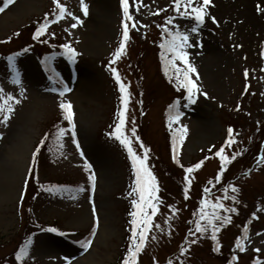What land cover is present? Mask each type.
<instances>
[{
  "label": "rangeland",
  "instance_id": "rangeland-1",
  "mask_svg": "<svg viewBox=\"0 0 264 264\" xmlns=\"http://www.w3.org/2000/svg\"><path fill=\"white\" fill-rule=\"evenodd\" d=\"M84 2L87 15L80 0H60L72 15L49 24L50 34L70 43L77 53L74 60L54 56L52 79L46 77L32 52L16 55V72L0 65V88L19 101L13 104L9 120L0 122V261L21 238L25 212L20 200L32 153L46 129L63 117L61 101L72 103L76 135L73 138L69 128L60 136L56 153L48 161L43 158L39 180L68 186L38 197L36 217L56 223L58 230L40 233L29 258L34 264H115L118 259L126 230L129 183L130 178L134 182L135 174L126 148L107 134L117 123L116 107H123L110 70L114 67L130 92L125 134L132 137L138 154H143L141 142L149 149L147 164L160 186L161 203L138 264H168L169 260L172 264H252L256 259L264 264V164L254 162V157L264 153V2L211 0L205 22L197 25L192 18L178 16L172 0H143L139 12L129 0L138 23L132 28L129 22L125 52L115 61L112 53L123 33L120 0ZM52 6L53 0H13L0 12V41L23 30ZM157 9L163 10L156 14ZM163 17L172 18V24L167 19L164 25L173 32L189 35L185 51L197 70L191 76L200 89L194 103L186 99L185 89L174 91L171 82L176 78L171 69L165 74L160 45L168 36L159 27ZM74 23L77 26L72 28ZM193 27L198 31L193 33ZM20 41L13 38L3 47H16ZM205 45L213 47L209 55L202 53ZM166 55L170 58L172 54ZM17 72L19 83L14 82ZM64 85L71 90L60 96L56 89ZM74 85L84 94L78 95ZM178 99L182 115L169 128V106ZM228 123L236 125L230 146L225 143ZM182 126L187 132L178 148L183 165L179 167L171 161L168 148L173 149V135ZM220 144L224 154L235 159L225 165L217 181L220 159L215 152ZM211 147L214 152L206 153ZM201 160L202 166L190 176L185 198V169ZM90 174L95 175L94 188ZM228 185L238 191L229 188L221 202L236 211L217 209V215L231 217L220 228L217 240L221 248L240 255L239 263L226 262L216 254L211 229L204 234L195 231L201 200L215 202L225 197ZM205 187L210 189L208 196ZM245 227L247 239L241 252L235 242L244 236ZM87 239L91 245L85 250L81 243Z\"/></svg>",
  "mask_w": 264,
  "mask_h": 264
},
{
  "label": "snow or ice",
  "instance_id": "snow-or-ice-1",
  "mask_svg": "<svg viewBox=\"0 0 264 264\" xmlns=\"http://www.w3.org/2000/svg\"><path fill=\"white\" fill-rule=\"evenodd\" d=\"M264 2V0H262ZM13 0H4L3 7H0V12H3L5 8H7ZM54 11L51 13L53 20H49V14L46 13L44 17V22L40 24V26L36 29L34 33V38L39 39L48 29L49 23L56 22L66 15L71 16L72 14L67 11L66 6L60 3V0H53ZM81 10L84 15L88 14V5L84 2V0H80ZM172 4L174 5V10L178 16L181 17H189L195 20L197 25H201L205 22V18L208 15L207 9L211 4V0H172ZM120 5L123 9V33L122 39L120 41L119 46L112 53L113 61L118 60L125 52L126 42L129 40V28L131 22V27L136 28L137 21L135 20L133 14L130 12V3L129 0H120ZM143 5V0H133V6L135 7V11L139 12L140 7ZM163 9H157L158 14ZM264 11V8L261 9ZM77 23H82L79 17H74ZM215 20V18H212ZM168 24H172V18H168ZM77 26L76 23L72 24L71 27L75 28ZM165 33H167L168 39H166L163 43H161L160 47L164 50L161 53L162 58L165 63V74H168L171 69L172 73L176 78L177 88H183L187 92L186 99L190 103L195 102V97L197 93L200 91L199 86L196 81L192 78L191 73H196L195 66L189 62L188 53L185 51V48L189 46V35L186 32L176 31L173 32L167 25H160ZM193 33L198 31L197 27H193L191 29ZM54 35V33H53ZM62 47L65 49V54L68 56L69 60H74L77 53L74 48H72L69 44H64ZM171 53V57H167L166 53ZM16 55L13 54L7 57V61L10 67L13 68V71L16 72L15 63H16ZM177 61H180L181 64H177ZM115 81L118 85L120 92V102L123 107L118 108L117 110V123L115 125L114 130L109 133L110 136L115 137V139L119 140V142L126 148L129 158L132 162L133 172L135 174V180L133 185L132 192L129 195H132L133 192L136 194L137 199L132 200L133 211L129 213L132 217L130 221V232L129 236V244L127 247V251L123 257L122 264H138L139 254L144 250L146 240L148 237V233L150 229L153 227V217L156 215L158 211V204L161 203L160 197L157 195L159 192L158 181L156 176L151 171L147 161L149 159L148 153L149 149L141 142L139 147L143 149V154H138L136 149L133 147V139L129 135L125 134V126H126V112L130 100V92L128 91V85L125 84L120 76V73L116 68H110ZM19 73L17 72V78H14L15 83H19L18 79ZM245 76L248 75V71L245 70ZM53 77H50L52 79ZM60 83L63 84L61 80ZM59 91L60 96H63L66 92L70 91L67 85H64L61 89H56ZM207 95V93H204ZM19 103L15 96L9 94H5L3 88H0V116H3V121L7 122L10 118V114L14 111L13 104ZM60 108L63 112L64 119L68 122L69 128L72 129V136L75 138V124H74V111L71 101H61ZM180 101L176 100L172 105L169 106L170 115H169V128L172 127L173 121H179L182 113L179 110ZM175 109L174 112L171 110ZM64 128H60L57 131V136L60 137L65 133ZM136 132L135 126L132 127L131 133L134 135ZM187 132V127L182 126L180 129H177V133L179 134L177 137V133L173 135V155L172 159L179 164L178 158V148L179 145L182 144L185 134ZM228 139L225 141L227 145H231L234 142L233 137V129L229 127L227 129ZM135 139L139 141V137L136 136ZM43 143V141H41ZM77 147L79 144L77 143ZM225 148L222 146L218 151L215 152V156L220 159V170L215 179L217 181L220 180V173H223L224 167L226 164L230 162L231 159H235V156L229 157L224 154ZM81 155L83 153L81 152ZM208 157H205L207 159ZM203 160L199 161L196 164H193L185 169V181L186 185L184 188L185 198H188V185L190 184V176L196 170L199 169ZM258 163L264 164V153L258 158ZM91 164H86L87 169H91ZM183 167V165H181ZM91 182L93 188L95 187V175L90 174L88 177ZM209 184H212L213 181H209ZM43 187V186H42ZM231 188L232 192L235 193L238 191L232 185H228L224 188L225 197H218L215 202L211 200L202 199L201 200V208L198 215V219L194 221L195 223V231L201 234L206 233L209 229H211V236L213 241H217L216 251L220 250L219 241L217 240V233L220 231V228L223 224L230 222V216H222L217 215V209H223L225 212H233L236 211L234 208H226L225 205L221 202L226 198L228 189ZM51 191L52 189H47ZM205 196L210 195V189L208 187L204 188ZM235 200V196L232 197ZM212 209L211 212L207 211V209ZM204 221L205 223H201ZM220 221L221 223H217ZM155 227H159V225H155ZM48 231L56 232V228H49ZM194 234V233H190ZM92 236L95 235L93 231L91 233ZM247 239V227L244 229V236L238 237L235 242V246L241 252L245 251L243 241ZM195 241H193L194 243ZM31 241H26V243L19 249L16 253V260L23 261L24 257L28 254V246ZM91 245V239H87L81 243V246L87 250V248ZM184 249H181L183 252ZM256 252H259L260 249H255ZM237 259L236 256L232 257V261ZM168 264H172V261L169 260ZM253 264H262L259 259L253 261Z\"/></svg>",
  "mask_w": 264,
  "mask_h": 264
},
{
  "label": "trees",
  "instance_id": "trees-1",
  "mask_svg": "<svg viewBox=\"0 0 264 264\" xmlns=\"http://www.w3.org/2000/svg\"><path fill=\"white\" fill-rule=\"evenodd\" d=\"M51 14V11L48 13ZM43 16L41 18V21H34L32 22L30 25H28L27 27H25L23 30H20L19 32H17L14 35V38H18L20 37V42L18 43V46L24 44V42H28L29 39V35L30 37L34 36V33L36 31V29L40 26V23H42V21L44 20ZM26 34H29L26 36ZM33 43V44H32ZM31 47L32 50L35 51V53H37L38 55H42L44 52H46L49 48H54L53 45H50L48 40H34L33 42H29L28 43ZM2 48H0L1 50ZM57 130V126L56 125H51L49 128L46 129L45 131V135H44V139L42 140L43 143H41V148L40 151L42 152L46 146L50 143V140L53 138H55V133ZM33 180H34V173L33 171L31 172V175L29 176V186L27 189V197H29L31 194H33L34 192L36 193L39 190V186L38 185H34L33 184ZM41 228V225L35 220V219H30L28 217L25 218V222L23 224V227H21V232H19L21 234V238L20 240L16 241L15 250H12L8 253H6L3 257L5 260H9L12 262V264H21V261L16 260V253L19 251V249L26 243V241L31 240V233H34L35 231L39 230ZM131 235L130 232V224H129V228L127 229L125 236H124V244L123 247L120 251V256L117 259L115 264H122V260L123 257L127 251V247L129 244V236ZM223 254L225 257H232V253L227 250V249H223Z\"/></svg>",
  "mask_w": 264,
  "mask_h": 264
},
{
  "label": "bare ground",
  "instance_id": "bare-ground-1",
  "mask_svg": "<svg viewBox=\"0 0 264 264\" xmlns=\"http://www.w3.org/2000/svg\"><path fill=\"white\" fill-rule=\"evenodd\" d=\"M213 52V47L212 46H208V45H205L204 47H203V49H202V53H204V54H206V55H209L210 53H212ZM76 93L78 94V95H83L84 94V92L81 90V89H79V87L77 88L76 87ZM81 262H84V261H80V262H78V263H81ZM83 264V263H82Z\"/></svg>",
  "mask_w": 264,
  "mask_h": 264
}]
</instances>
